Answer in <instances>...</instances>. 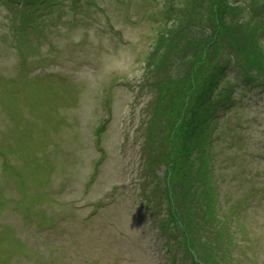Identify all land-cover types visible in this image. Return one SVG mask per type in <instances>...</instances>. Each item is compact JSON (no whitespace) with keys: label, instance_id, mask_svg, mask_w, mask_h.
I'll return each mask as SVG.
<instances>
[{"label":"rangeland","instance_id":"obj_1","mask_svg":"<svg viewBox=\"0 0 264 264\" xmlns=\"http://www.w3.org/2000/svg\"><path fill=\"white\" fill-rule=\"evenodd\" d=\"M229 1L243 14L264 4ZM56 3L0 0V264H179L157 234L161 195L146 182L141 199L138 182L144 59L184 0ZM230 61L221 85L234 105L208 134L222 209L236 213L224 264H264V88Z\"/></svg>","mask_w":264,"mask_h":264},{"label":"trees","instance_id":"obj_2","mask_svg":"<svg viewBox=\"0 0 264 264\" xmlns=\"http://www.w3.org/2000/svg\"><path fill=\"white\" fill-rule=\"evenodd\" d=\"M56 1L55 8L61 0ZM249 5L248 14L229 0H184L181 7L169 6L167 22L144 59L143 83L153 90L140 140L139 172L146 177L138 182V197L147 198L146 182L161 195L155 205L164 211L156 229L165 236L161 247L169 262L175 243L181 261L186 258L189 264H224L231 258L236 213L222 209L208 134L217 111L234 105L231 87L221 85L230 60L241 63L240 76L264 88V44L258 37L264 29V4Z\"/></svg>","mask_w":264,"mask_h":264}]
</instances>
